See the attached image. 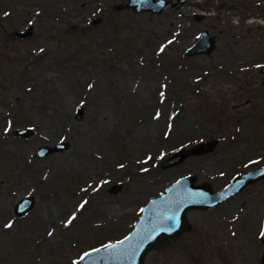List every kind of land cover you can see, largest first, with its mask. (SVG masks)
I'll list each match as a JSON object with an SVG mask.
<instances>
[{
  "label": "rangeland",
  "instance_id": "374dc122",
  "mask_svg": "<svg viewBox=\"0 0 264 264\" xmlns=\"http://www.w3.org/2000/svg\"><path fill=\"white\" fill-rule=\"evenodd\" d=\"M126 1L0 0V264H78L178 179L217 191L264 166V0L114 9ZM204 30L215 49L187 56ZM208 141L212 152L161 168ZM59 142L69 149L36 157ZM25 196L34 205L17 217ZM263 216L261 180L188 210L190 229L144 264H260Z\"/></svg>",
  "mask_w": 264,
  "mask_h": 264
},
{
  "label": "water",
  "instance_id": "95a60500",
  "mask_svg": "<svg viewBox=\"0 0 264 264\" xmlns=\"http://www.w3.org/2000/svg\"><path fill=\"white\" fill-rule=\"evenodd\" d=\"M186 0H127L123 5H115L116 11L130 10L133 13H150L160 15L167 7L175 8ZM204 16L194 14L197 21ZM100 20H94L97 24ZM32 32L31 28L20 32L18 36L24 38ZM215 38L202 31L194 45L187 51L189 57L197 55H209L215 49ZM263 75L264 68L260 70ZM78 113H82V107H78ZM32 134L30 129L15 131L20 138H28ZM215 141H208L192 147L189 151L184 149L174 153L161 163L162 169H168L181 164L190 155L199 156L212 152ZM69 149V144L59 142L54 146H41L36 151L37 158H45L53 153L63 152ZM264 179V167L236 176L224 188L213 191L208 184L194 185L195 177L187 176L178 179L167 186L158 197L150 198L142 206L140 216L133 225L131 231L122 240L108 244L86 253L78 264H144L145 255L151 250H162L171 247L178 236L190 229L186 220L188 210H209L240 193L244 188ZM120 186H112L110 193L116 192ZM34 200L25 196L14 207V215L17 217L27 214L33 207ZM260 242L264 245V220L260 233ZM260 264H264V254Z\"/></svg>",
  "mask_w": 264,
  "mask_h": 264
},
{
  "label": "flooded vegetation",
  "instance_id": "af4514ba",
  "mask_svg": "<svg viewBox=\"0 0 264 264\" xmlns=\"http://www.w3.org/2000/svg\"><path fill=\"white\" fill-rule=\"evenodd\" d=\"M254 167H255V166H254ZM254 167H253V168H254ZM253 168L247 169V171H251V170L256 169V168H254V169H253ZM257 168H258V167H257ZM247 171H245V172H247ZM243 173H244V172H243Z\"/></svg>",
  "mask_w": 264,
  "mask_h": 264
}]
</instances>
